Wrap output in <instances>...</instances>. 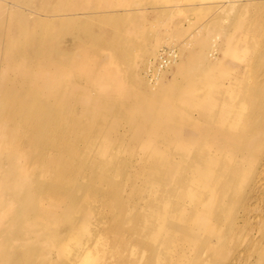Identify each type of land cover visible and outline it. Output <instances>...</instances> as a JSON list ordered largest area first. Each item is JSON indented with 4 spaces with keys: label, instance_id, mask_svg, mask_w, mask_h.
Here are the masks:
<instances>
[{
    "label": "bare ground",
    "instance_id": "1",
    "mask_svg": "<svg viewBox=\"0 0 264 264\" xmlns=\"http://www.w3.org/2000/svg\"><path fill=\"white\" fill-rule=\"evenodd\" d=\"M14 2L0 10V264H264V0L192 1L189 11L210 13L196 50L164 45L122 88L135 45L125 33L146 43L134 18L109 20V36L106 19L88 18L67 47L54 27L83 7L100 18L109 0H46L43 16ZM79 40L109 41L117 57ZM128 89L136 102H115ZM136 106L142 119L129 117ZM121 120L127 132L110 138Z\"/></svg>",
    "mask_w": 264,
    "mask_h": 264
},
{
    "label": "rangeland",
    "instance_id": "2",
    "mask_svg": "<svg viewBox=\"0 0 264 264\" xmlns=\"http://www.w3.org/2000/svg\"><path fill=\"white\" fill-rule=\"evenodd\" d=\"M45 1L46 0H25L24 9L28 10L29 8H31V7H29V5L32 7L34 6L36 8L35 14L43 16L44 14H46V12H39L38 9L41 7H44L43 5H45V3H44ZM59 1L62 2V5L64 7H66V5H68L71 2V0H49L47 7L55 9V6H56L57 2H59ZM109 1L111 3L109 8L111 10H113L112 12H107V13L105 12L102 14V16L100 18H98V12L95 11L98 9L84 8L83 7V9H81L77 12H73L74 16H72V18L69 20L68 25H65V27L64 26H61V27L55 26L53 33L58 38L56 45L70 47L71 42H74L77 39L82 40L83 34L81 31V29H82L81 25H83V23L88 18L90 19L92 17V18H94L95 21L106 19L104 22V25L100 24V27H104V29H105L104 32L107 34V36H109V34L106 32V27L108 28V26H109L108 25L109 20H110V22H112L111 19H115V21H116V20H120L122 17L134 18L135 19L134 30L137 33L140 31V32H143L145 34L146 43H145V46H140L141 42L139 41L138 36H134V34H132L131 32L125 33V35H126L125 37L126 38L129 37L128 41L130 43L132 41V44H135V45H131V47H129V45H127V48H130V54H129V58L127 57V62L122 61V66L125 67V65H127L128 69H125L123 71V72H126V74H125V76H123L122 81L119 84L120 88L124 87L128 82H129V86H130L131 85L130 79L135 78L138 75V74H136L135 76H131L129 78V76H127L128 71H130L133 74L141 72L140 70H142L141 66L143 65V62H145L148 58L152 57V55L156 51L161 49L164 45L175 47L178 54H179V51L181 49V46L189 47L192 50H196V48H197L196 37L193 35V33H196V32H193V31L198 26L199 22H197V21H200L203 18H207L210 15V13H208V14L202 13L200 15L203 18H201L199 15L193 13L192 11H189L188 6L194 0H159V1L151 0V2H145V0H133L134 3L131 4L132 9L127 8L126 6L120 5L118 0H109ZM202 1L206 2V4L220 5L222 3L232 1V0H202ZM0 2L2 3V4H0V10L3 11V4L10 5L14 2V0H0ZM14 3H13V6H11V8L8 10L17 8L16 4H14ZM172 4L178 5L179 7L176 8V6H174L175 7L174 11L171 12V11H168L167 8ZM17 5H18V2H17ZM152 5H158L159 7H164L163 9H165V11H163V12L153 11L152 12L149 10V8ZM153 7H155V6H153ZM126 9H129L130 11L125 12ZM90 10H92V11L90 13H87V11H90ZM93 10H94V12H93ZM63 11L64 10H62V12ZM81 13H83V15H81ZM65 14H67V13H65ZM104 14H105V17L103 16ZM14 15H16L15 12H14ZM198 16H199V19L198 18L196 19V17H198ZM204 16H206V17H204ZM4 22L6 25L7 24L10 25L12 23V18H11L10 12H8V17ZM51 22H52V17H50L46 20L47 25H49ZM43 25H46V24H41V27H39L38 32H42L45 29V28L42 29ZM179 28H180V30L178 31ZM27 30L23 29L19 32L21 38L23 37L22 34L25 33ZM95 32L102 33L101 29L96 28V27H95ZM105 33H104V35H105ZM179 33H180V35H178ZM107 36H105V37L107 38V40H109V37H107ZM4 38L6 40V37H4ZM219 39H218V41H219ZM80 40L78 42L79 47L84 46L87 48H93L95 50H99L98 52L105 53L103 55L108 56V58H110L111 60L114 59L115 57H117L113 51L114 46L111 44H108L109 41L106 42L107 44H105V45L98 46V45H95V44L89 42L88 40H84V41H80ZM142 42H143V40H142ZM223 44H221V45H223ZM41 46H43V45H41ZM217 47H218V45L217 44L214 45V43H213L211 48L216 49ZM74 48H76V45H74ZM76 49H74V50L72 49V52L76 51ZM141 49H144L146 52L144 54L143 58H140L141 56L139 54L140 52H142ZM217 50H218V48H217ZM215 52H217V51H215ZM180 57H181V59L184 60L187 56L185 53H182V54H180ZM129 63H130V65H129ZM122 66L119 68L120 71H122ZM175 67H176V64L170 65L169 67H167L164 70V72L162 74L163 75V77L161 78L162 83L160 82L158 85V87H159L158 92L161 95V97H164V98H173L174 97L173 96L174 90H172V89L174 87V82L177 80ZM73 72L78 73V75H79L78 78H79V81L81 83L82 82L86 83L88 77L85 76L86 72H85L84 68H77L76 70H73L72 73ZM164 81H168L166 85H165V83L163 85ZM141 88H145V86H141L138 89V91H140ZM129 90L130 89H128V91L126 92V96H124V97L121 96V98H118V97L115 98V102L119 103V105L124 104L125 102H130V101L136 102V99L134 98V94L129 95L130 94ZM137 94H138V92H137ZM93 96L94 97H92V98L96 101H100L102 99L101 97H99L97 95H93ZM157 99L158 98H155V97L151 98V100H157ZM142 113H143V110L140 106H136L135 108L132 107L131 111L129 112V117L142 119ZM147 125L148 124H146V127H147ZM128 126H129V121H127V120L119 121L117 123V125L115 126V128L112 130V134H114V135L110 134V138H114L115 136H120V135L124 134L125 132H127L126 130L128 129ZM121 152L124 153L125 155L128 154V150H121ZM145 177H147V179H149L148 176H145ZM80 233H77V234L75 233L76 234L75 236L78 238V235ZM77 263L80 264L82 262H77ZM20 264H27V263L20 262Z\"/></svg>",
    "mask_w": 264,
    "mask_h": 264
}]
</instances>
